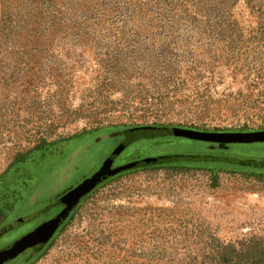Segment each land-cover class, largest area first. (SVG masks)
I'll list each match as a JSON object with an SVG mask.
<instances>
[{"label": "rangeland", "instance_id": "1", "mask_svg": "<svg viewBox=\"0 0 264 264\" xmlns=\"http://www.w3.org/2000/svg\"><path fill=\"white\" fill-rule=\"evenodd\" d=\"M138 126L193 134L140 139L113 167L252 143L215 136L264 130V0H0V248L60 213L46 208ZM246 146L217 152L264 157ZM62 225L9 264H255L264 172L125 170Z\"/></svg>", "mask_w": 264, "mask_h": 264}, {"label": "water", "instance_id": "2", "mask_svg": "<svg viewBox=\"0 0 264 264\" xmlns=\"http://www.w3.org/2000/svg\"><path fill=\"white\" fill-rule=\"evenodd\" d=\"M193 134V130L180 127H155V126H138L127 130L125 139L115 148L111 155L103 162L102 166L90 176L84 178L76 186L62 194L52 205L46 209L53 207L65 206L55 217L43 222L31 232L14 241L8 248L0 250V262L8 261L15 256L23 253L26 249L46 244L62 225L69 214V208L77 206L82 198L86 197L90 192L96 189L111 176L122 171L133 169L140 166H151L158 162L167 163L174 161H182L193 158L188 155H162L156 157H147L141 160L132 161L116 167L113 164L117 157L125 150L126 147L143 138L158 135L172 136H188ZM228 136L230 141L238 142H262L264 141V131L254 132H228L216 134L217 138ZM207 158V157H201ZM17 219L12 226L22 225L28 219Z\"/></svg>", "mask_w": 264, "mask_h": 264}, {"label": "trees", "instance_id": "3", "mask_svg": "<svg viewBox=\"0 0 264 264\" xmlns=\"http://www.w3.org/2000/svg\"><path fill=\"white\" fill-rule=\"evenodd\" d=\"M155 127H169V126H155ZM260 131V130H258ZM264 131V130H261ZM237 132H254L253 130H246V131H237ZM172 136V135H170ZM154 137V136H153ZM216 137V136H215ZM228 137V136H225ZM150 138V137H147ZM223 138V137H221ZM219 138V139H221ZM136 142V141H135ZM201 143V142H200ZM196 144V141L194 142ZM205 144V145H204ZM233 145H248L246 146L250 151L259 153L264 156V141L262 142H252L247 144H217V143H202L200 149H206L207 152L205 153H188V154H178V155H188L192 156L193 158L182 160V161H174V162H167V163H156L158 164H184V165H195V164H209L211 166H220L221 169H224L228 172H238L241 168L249 169L252 168L253 170H259L264 172V157L250 159L246 157H239V156H230L222 153H218L217 150L230 148ZM207 157V158H201ZM151 165V166H154ZM141 167V166H140ZM137 168V167H136ZM134 169V168H133ZM255 264L264 263L263 260L255 261Z\"/></svg>", "mask_w": 264, "mask_h": 264}, {"label": "flooded vegetation", "instance_id": "4", "mask_svg": "<svg viewBox=\"0 0 264 264\" xmlns=\"http://www.w3.org/2000/svg\"><path fill=\"white\" fill-rule=\"evenodd\" d=\"M58 198H59V197H58ZM84 198H85V197H84ZM84 198H82V200H83ZM82 200H81V201H82ZM80 203H81V202H80ZM58 208H59V211H58V212H60L61 210H63V209L66 208V207H65V206H59ZM57 214H58V213H57ZM57 214H56V215H57ZM56 215H52V216H50V217H48V218H45V219H43L42 221H40V222H38V223H36V224L31 225L29 228L25 229L23 232H21V233H17V235L14 236V238L11 240V242H9V245H6V246L0 248V250L5 249V248H8L9 246H11V245L14 243V241H16L17 239H19V238H21L22 236L26 235L27 233L31 232V231L34 230L36 227H38L40 224H42L43 222H45V221H47V220H49V219L55 217ZM16 226H18V225H16ZM20 226H22V228H23L24 225H20ZM12 227H15V226H12ZM18 227H19V226H18ZM62 227H63V225H60V227H59V228L56 230V232L53 234L52 238H51L46 244H44V245H40V246H36V247H32V248H28V249H26L23 253H21V254L15 256L14 258H12V259H10V260H8V261H5V262H3V263L0 262V264H9V263H12V262H14V261L20 260L21 258H24L25 256L29 255L30 252H32L33 250L43 249L44 247H46L47 245H49V244L52 242V240H53V239L56 237V235L60 232V230H61ZM19 228H20V227H19ZM18 264H20V263H18Z\"/></svg>", "mask_w": 264, "mask_h": 264}]
</instances>
